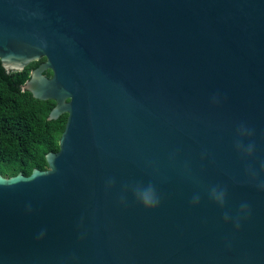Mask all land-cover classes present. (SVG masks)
<instances>
[{
    "label": "water",
    "instance_id": "water-1",
    "mask_svg": "<svg viewBox=\"0 0 264 264\" xmlns=\"http://www.w3.org/2000/svg\"><path fill=\"white\" fill-rule=\"evenodd\" d=\"M43 58L22 91L66 123L0 175V264H264V0H0L2 68Z\"/></svg>",
    "mask_w": 264,
    "mask_h": 264
},
{
    "label": "trees",
    "instance_id": "trees-1",
    "mask_svg": "<svg viewBox=\"0 0 264 264\" xmlns=\"http://www.w3.org/2000/svg\"><path fill=\"white\" fill-rule=\"evenodd\" d=\"M45 59L29 64L21 72L7 73L0 64V175L29 176L34 169H47L45 156L58 151V141L67 115L48 120L53 101H40L22 87L30 73ZM44 76H51L47 70Z\"/></svg>",
    "mask_w": 264,
    "mask_h": 264
},
{
    "label": "clouds",
    "instance_id": "clouds-1",
    "mask_svg": "<svg viewBox=\"0 0 264 264\" xmlns=\"http://www.w3.org/2000/svg\"><path fill=\"white\" fill-rule=\"evenodd\" d=\"M253 135V130L246 127L244 124H241L236 130L237 139L235 141V148L238 153L241 154L242 157H252L255 151V144L248 143L247 145L244 144V139L251 137ZM261 171H264V163H261ZM249 174L253 179L256 178L257 174L252 169H248ZM261 189H264V183L259 184ZM227 190L226 188H219V187H212L209 191V197L213 200L216 204L220 206H224L226 200ZM134 196L139 203H141L146 209H153L158 207L160 198L151 184L147 187H143L138 189L134 192ZM200 197L194 196L192 203L194 205L199 204ZM241 210H247V205H242ZM225 218H227V214H225ZM239 226V222H237V227ZM43 236V233L40 234Z\"/></svg>",
    "mask_w": 264,
    "mask_h": 264
},
{
    "label": "flooded vegetation",
    "instance_id": "flooded-vegetation-1",
    "mask_svg": "<svg viewBox=\"0 0 264 264\" xmlns=\"http://www.w3.org/2000/svg\"><path fill=\"white\" fill-rule=\"evenodd\" d=\"M47 78H51V76L47 77Z\"/></svg>",
    "mask_w": 264,
    "mask_h": 264
},
{
    "label": "bare ground",
    "instance_id": "bare-ground-1",
    "mask_svg": "<svg viewBox=\"0 0 264 264\" xmlns=\"http://www.w3.org/2000/svg\"><path fill=\"white\" fill-rule=\"evenodd\" d=\"M12 66V65H11Z\"/></svg>",
    "mask_w": 264,
    "mask_h": 264
}]
</instances>
